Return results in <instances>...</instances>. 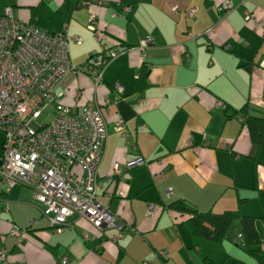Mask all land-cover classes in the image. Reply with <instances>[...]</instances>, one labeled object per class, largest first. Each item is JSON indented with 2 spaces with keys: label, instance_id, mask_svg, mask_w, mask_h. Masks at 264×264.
<instances>
[{
  "label": "crops",
  "instance_id": "0c3cea01",
  "mask_svg": "<svg viewBox=\"0 0 264 264\" xmlns=\"http://www.w3.org/2000/svg\"><path fill=\"white\" fill-rule=\"evenodd\" d=\"M82 1L0 0V14L10 7L29 22L40 6L59 11L76 65L105 44L118 47L100 82L80 71L63 96L67 104H100L107 137L96 193L116 225L97 229L74 214L56 231L29 187L6 191L0 181V247L8 264H264V133L252 140L247 124L264 118V0H231L229 11L221 9L225 0ZM91 15L94 31L86 26ZM137 157L144 163L127 168ZM174 199L253 217L260 249L243 247L238 219L221 241L196 236L186 216L176 224L163 207ZM13 226L24 232L20 242Z\"/></svg>",
  "mask_w": 264,
  "mask_h": 264
},
{
  "label": "built area",
  "instance_id": "2783aa9c",
  "mask_svg": "<svg viewBox=\"0 0 264 264\" xmlns=\"http://www.w3.org/2000/svg\"><path fill=\"white\" fill-rule=\"evenodd\" d=\"M232 8L231 0H225L221 6L224 11ZM194 11L192 8L187 13L193 16ZM170 12L178 14L179 6L173 4ZM86 26L92 31L97 29L93 15ZM150 42V37L145 38L140 48ZM118 53L117 46L105 44L82 65H76L70 61L69 39L64 29L49 33L16 19L10 7L0 14V181L6 191L17 185L29 187L42 214L56 231L69 225L74 214L97 229L116 225L113 214L96 193L107 137L100 104L78 100L67 104L63 96L68 79L80 71L88 73L95 83L100 82L103 68ZM261 67L264 68V62ZM115 88L122 90L119 84ZM46 110L53 119L38 122ZM122 128L123 124L118 122L117 129ZM143 163L137 157L125 165L132 168ZM114 170L117 172L116 167ZM152 209L150 206L149 212ZM10 233L19 242L24 237L23 230L16 226ZM0 264H8L6 250L1 247Z\"/></svg>",
  "mask_w": 264,
  "mask_h": 264
},
{
  "label": "trees",
  "instance_id": "16d2710c",
  "mask_svg": "<svg viewBox=\"0 0 264 264\" xmlns=\"http://www.w3.org/2000/svg\"><path fill=\"white\" fill-rule=\"evenodd\" d=\"M82 4L81 2V5ZM43 8H45L44 5L34 10L33 19L29 21V23L49 33L60 30L61 20L59 11L46 9V12H42L41 10H43ZM247 124L252 140L259 141L264 133V118L249 117L247 119ZM259 199L264 209V191L262 190L259 192ZM163 207H168L173 211L176 224H181L184 221L183 216H186L185 221H188L193 234L213 241L223 240L229 226L235 219H238L241 223V237L244 241L243 247L251 253L258 252L257 248L251 249V245H257L258 249H260L259 245L261 240L255 230L254 218L242 215L238 209L224 210L222 212L200 211L183 199H174L170 201V203L164 204ZM161 255L162 257L166 255L165 250L161 251Z\"/></svg>",
  "mask_w": 264,
  "mask_h": 264
},
{
  "label": "rangeland",
  "instance_id": "374dc122",
  "mask_svg": "<svg viewBox=\"0 0 264 264\" xmlns=\"http://www.w3.org/2000/svg\"><path fill=\"white\" fill-rule=\"evenodd\" d=\"M53 119V116H52V114L50 113V111L49 110H46L42 115H41V117L38 119V122H43V121H50V120H52ZM2 140H3V134L2 133H0V157H1V151H2V149H1V142H2Z\"/></svg>",
  "mask_w": 264,
  "mask_h": 264
}]
</instances>
